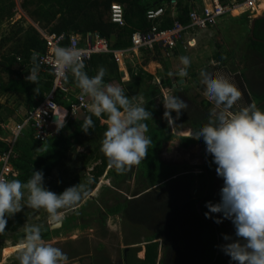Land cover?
<instances>
[{
	"label": "trees",
	"instance_id": "trees-1",
	"mask_svg": "<svg viewBox=\"0 0 264 264\" xmlns=\"http://www.w3.org/2000/svg\"><path fill=\"white\" fill-rule=\"evenodd\" d=\"M17 1L20 9L45 33H75L83 38L86 33L95 32L108 41L110 48L118 49L129 46L132 32H144L149 29L150 23L144 17L146 9L161 7L171 0ZM173 1L174 14L169 16L167 15L169 10L163 9V14L157 22L158 28H167L172 21L186 23L187 12L195 8L188 0ZM111 3H117L122 8V25H116L108 20L107 11ZM13 17L20 22L19 36L5 52H0V95H22L26 112L50 90L51 74L49 70L40 67L36 84L25 79L28 75H23L22 72L33 67L31 59L33 53H42L45 45L40 33L16 10L14 0H0V21ZM237 20L241 24H249L250 17L242 13ZM155 53H158L157 50ZM213 59L218 62L217 65L227 70L229 69L226 61H229L233 67L230 71L239 75L250 102H254L264 111V17L255 19L252 36L247 32L242 47L235 57L221 58L215 53ZM101 67L112 79L119 81L117 66L110 59L109 54L90 55L84 71L92 77ZM125 69L128 75L125 82L127 87L144 86V88L140 87L143 106L152 114L144 121L148 128L146 136L151 139V144L148 146L146 158L140 163L141 173L130 196L115 200L106 208V212L118 214L128 224L147 232L143 240L142 257L134 264H226L220 257V234L227 228L235 232L234 225L229 219H222L221 223H216L215 218H222V213H213L211 219L205 217V212L208 211L206 202H220L223 179L217 175V166L212 156L206 153L203 139L190 137L211 118L209 101L203 94L204 85L193 79L191 88L186 85L178 86L175 84L178 78L173 81L166 70L164 68L162 70L164 78L160 82L161 86L170 89L171 95L179 97L188 104V109L182 110L179 118H176L174 111L171 113L176 123L174 125L176 130L179 129L177 123L190 129L189 136H178L180 145L198 144L203 151V164L200 170L194 173L182 166L163 165L156 159V149L159 144L171 136L168 121L163 115L164 106L157 104L151 97L153 93L159 91V86L151 84L152 75L141 67ZM2 74L6 76L5 79L1 78ZM104 81H107L106 76ZM69 82L78 88L71 73ZM190 89H192L191 96L188 94ZM6 100L7 98L3 102L0 101V108ZM54 100L58 105L68 106V103L61 100L57 93L54 95ZM239 107L241 106L237 108L234 106L232 111H236ZM85 113L91 116L94 123V127L89 129L88 133L81 129L83 124L81 117V119H65V126L57 131L56 135L42 142H36L29 133L18 134L8 159L10 165L8 179L15 178L27 182L33 171L38 170L44 174V184L52 169L78 148L85 161L95 160L90 169L91 182L87 185L90 192L109 163L100 151L103 134L107 128L106 123L100 120H107V117L103 115L96 117L90 112ZM2 122L0 118V152L7 148L3 139L5 131L1 126ZM86 141H92L93 146L88 147ZM65 189L54 186L52 191L59 194ZM204 189L206 192L203 196ZM198 201L200 214L195 207ZM46 233L42 232V236Z\"/></svg>",
	"mask_w": 264,
	"mask_h": 264
},
{
	"label": "clouds",
	"instance_id": "clouds-1",
	"mask_svg": "<svg viewBox=\"0 0 264 264\" xmlns=\"http://www.w3.org/2000/svg\"><path fill=\"white\" fill-rule=\"evenodd\" d=\"M54 58L59 73L67 79L71 73L76 86L90 101L88 112L96 117H107V128L103 134L100 151L108 159L110 167L123 174L133 166H138L147 156L151 139L144 121L151 112L143 102H134L115 83H105L106 70L101 67L95 76L89 77L84 71V52L81 49L57 46ZM33 67L25 79L38 82L40 65L33 53ZM183 67L174 74L181 78L188 75L190 59L181 56ZM200 83L204 85V96L215 105L208 123L190 135L193 139H203L206 153L216 164V173L223 179L220 202H206V218L213 213H222V218L231 220L235 237L223 235L226 241L221 250L238 264H264V111L253 102L232 111L242 99V92L226 75H213L201 69ZM164 118L174 122L171 113L179 118L188 104L175 95L163 97ZM53 114L57 131L65 126L66 110L56 109ZM77 119L83 120L81 129L88 133L94 127L90 115L73 111ZM42 171H33L27 182L0 176V233L7 225V217L20 212L26 205L32 209H43L48 214V224L55 226L62 221L61 210H75V206L89 191L86 184L79 183L57 194L44 187ZM91 181H89L90 183ZM25 204L22 205L21 201ZM24 240L16 250L19 264H68L67 255L58 247L46 243L42 229L37 225L24 227Z\"/></svg>",
	"mask_w": 264,
	"mask_h": 264
},
{
	"label": "rangeland",
	"instance_id": "rangeland-1",
	"mask_svg": "<svg viewBox=\"0 0 264 264\" xmlns=\"http://www.w3.org/2000/svg\"><path fill=\"white\" fill-rule=\"evenodd\" d=\"M222 4H239L235 6L231 14L222 16V18L213 26L207 27L210 29L206 32H202L196 36V45L191 48L178 49L173 52L170 58L164 59L159 54H148L146 57H154V61H157V65L146 66L147 70L152 75L151 84H157L159 91L153 93L151 96L153 101L163 106V97L165 95H171V90L161 86L160 82L164 78L163 68L167 73H176L177 70L183 65L180 62L181 56H187L191 63L187 68L188 75L186 77H179L177 75L169 76L173 81L175 79H183L178 86L186 85L188 88L192 87L195 81H200L199 73L201 69L216 75L223 74L229 77L230 81L234 83L238 89L242 92L241 102L237 103L235 107L246 106L249 104V100L246 97L244 86L240 80L237 72H231L233 67L229 61H226V68L217 65L218 62L213 59L215 53L219 54V57L229 56L231 59L239 53V49L242 47L245 35L248 32V24H241L237 17L240 14L245 13L248 16H253L255 12L259 13L264 6V0H255L252 6L241 12L248 2L252 0H218ZM254 1V0H253ZM200 0H196V7L202 6L199 3ZM244 2V3H243ZM199 3V4H198ZM208 2H206L207 4ZM172 3L162 4L161 7L164 10H168ZM199 9V8H198ZM17 10V9H16ZM236 10V11H235ZM264 10V9H263ZM18 11V10H17ZM20 13V11H18ZM256 15V13H255ZM25 21L29 24L28 20L23 16ZM20 22L15 18L2 19L0 21V52H5L13 43L17 36H19L18 28ZM129 54V56L123 57V64L126 67L135 68L142 62V58L139 59ZM231 70V71H230ZM23 75H29V68L22 72ZM194 75L195 77H193ZM2 79H5L4 74L1 75ZM128 79V78H127ZM177 79V80H178ZM111 81L105 83H115L124 89L125 95L129 99L134 98V102H142L143 96L140 91V87H134L125 85V81ZM163 92H162V91ZM192 89L189 90L190 93ZM4 97L10 102L12 106L17 108L23 100L22 95H5L0 96V101L3 102ZM206 98V97H205ZM88 99V98H87ZM207 99V98H206ZM89 100V99H88ZM207 101H209L207 99ZM91 102V101H90ZM208 109L211 113L216 110L212 101H209ZM20 116L22 112H16ZM82 114V113H81ZM8 114L0 111L1 120L8 118ZM3 121V120H2ZM168 121V120H167ZM4 122V121H3ZM2 122V127H3ZM176 123L168 121V130L171 134L166 140H163L156 149V159L163 165H176L177 167H184L190 171L196 173L200 170L203 164V151L198 144L193 145H180L178 136H189L190 129L177 123L178 130L174 128ZM107 125V124H106ZM13 127V126H12ZM11 127V128H12ZM3 127L5 131L6 139L10 135V129ZM88 147L93 146L92 141H86ZM101 148V147H100ZM95 160L85 161L81 155L80 149L76 148L73 153L68 154L62 161H60L50 172L48 178L44 183V187L52 191L54 186H61L68 188L75 186L79 183L89 184L91 180L90 169ZM141 165L133 166L131 169L125 171L123 174H118L116 170L110 167L109 163L105 167L103 173L98 178L96 184L89 192V195L84 197L76 206L75 210H61L62 218L67 217L66 221L62 222L61 231H72L74 229H81L80 240L85 242V248L81 249V257L77 260H82V264H121L122 254L121 246L126 245H140L143 247V240L147 236V232L140 227L132 226L125 220L120 218L118 214H109L106 212V208L110 207L115 200L121 197H129L132 189L136 185L139 174L141 173ZM195 192V191H194ZM21 204L24 205L25 201L22 200ZM48 214L43 209H32L26 205L22 210L16 213L12 217H7L6 229L3 233H0V248L8 243L24 240V227L26 225H37L41 229L46 227V220ZM228 234L236 239L235 232L230 229H224L220 234V246L226 243L223 239V235ZM219 246V247H220ZM60 249L66 254L71 255V246L67 244L66 247H60ZM143 249V248H142ZM16 247H8L4 249L3 256L0 257V264H19L16 259ZM221 260L226 264H238L236 261H232L221 250ZM13 253V254H11ZM142 251L138 253V256L142 257ZM93 261L94 263H90ZM76 262V261H75ZM79 262V261H77ZM81 264V262H79Z\"/></svg>",
	"mask_w": 264,
	"mask_h": 264
},
{
	"label": "built area",
	"instance_id": "built-area-1",
	"mask_svg": "<svg viewBox=\"0 0 264 264\" xmlns=\"http://www.w3.org/2000/svg\"><path fill=\"white\" fill-rule=\"evenodd\" d=\"M245 0L244 2H246ZM243 2V3H244ZM252 2H248L247 7H251ZM242 4V3H239ZM239 4H222L218 0L204 4L199 9H191L187 12V22L182 24L178 21H172L167 28H158L157 22L163 14V8L155 6L145 10L144 17L149 21L150 27L144 32L134 31L129 38V46L124 48L112 49L108 45V41L99 34L86 33L82 40L73 33H45L39 32L44 40L45 50L36 54L42 69L49 70L51 74V87L45 93L41 100L28 109L22 118L16 122L10 129V135L4 141L7 148L0 152V176L8 178L10 165L8 162L9 155L18 134L29 133L36 142L56 135L57 128L54 121L58 118L53 114L57 108L66 110L65 119H73L72 110H80V112L88 111L90 103L86 100V96L81 90H73L69 83L70 72L67 73V79L59 73L54 58V50L57 46L81 49L84 52V63L92 54L105 53L109 54L110 59L115 64H122L123 57L130 53L153 52L157 50L159 55L168 59L173 52L178 49L191 48L196 45V30H204L207 27L216 24V20L224 15L231 14L232 9ZM253 8V6H252ZM243 12V10L241 11ZM108 20L116 25L123 24L122 8L117 3H111L107 11ZM55 93L60 95V99L68 103V106L58 105L54 100ZM52 116L56 119L53 121ZM69 264H80L79 262H70Z\"/></svg>",
	"mask_w": 264,
	"mask_h": 264
},
{
	"label": "crops",
	"instance_id": "crops-1",
	"mask_svg": "<svg viewBox=\"0 0 264 264\" xmlns=\"http://www.w3.org/2000/svg\"><path fill=\"white\" fill-rule=\"evenodd\" d=\"M14 2H15V6H16V9L18 10V11H20V15L23 17L24 15L25 16H27L21 9H20V7H19V5H18V1L17 0H14ZM188 2H189V4H192V6L193 7H196V0H188ZM206 2H211V0H200V4H202V6L204 5V4H206ZM254 2H255V0H254ZM170 3H172L171 4V6H170V8L168 9L169 10V12L167 13V15H169V16H172L173 14H174V12H175V9H174V6H173V3H174V1L173 0H171L170 1ZM198 3V4H199ZM155 3L153 2V4L152 5H154ZM243 6V4H240L239 5V7L241 8ZM201 7V6H200ZM200 7H198V8H200ZM197 8V9H198ZM246 8V7H245ZM243 9V11H245L246 9ZM236 11V10H235ZM263 11V10H262ZM261 11V12H262ZM256 13V15L258 14L257 12H255ZM255 13L254 14H252L253 16L255 15ZM260 14V13H259ZM24 16V17H25ZM252 16V17H253ZM28 17V16H27ZM222 18V17H221ZM220 18V19H221ZM250 18H251V15H250ZM28 19L29 20H31L29 17H28ZM219 19V20H220ZM218 20V21H219ZM29 22V21H28ZM31 22H32V20H31ZM41 32H44V31H42L34 22H32ZM217 23V22H216ZM29 24H30V22H29ZM31 25V24H30ZM32 26V25H31ZM33 27V26H32ZM34 28V27H33ZM206 29H204V30H196L195 32H196V36H198L199 34H201L202 32H206V31H208V30H210V29H207L206 31H205ZM73 34H75V33H73ZM77 35V34H76ZM79 36V35H78ZM196 36H195V38H196ZM82 39H81V37H79V41H81ZM155 53V51H153V52H141V51H138V52H135V53H130V54H133L132 56H134L136 59L138 58H140V57H143L142 58V62L138 65L139 67H141L145 72H147L148 74H150L151 72L150 71H148L147 70V67L146 66H149L150 64L151 65H157V66H159V64L157 63V61H154L155 59H154V57H146V56H148V54H154ZM146 54V56H143V55H145ZM157 54H159V53H157ZM129 56V55H128ZM116 66H117V70H118V72H119V79H122V80H120V81H125V82H127V78H128V75H127V72H126V66L122 63V64H116ZM178 71V70H177ZM120 72L122 73V75H120ZM105 76L107 77V81H104V82H108L109 80H111V81H116V80H114V79H112V77L110 76V74L108 73V72H106L105 73ZM117 82V81H116ZM124 82V83H125ZM70 83V82H69ZM70 86H71V88L73 89V90H75V89H78V88H76L72 83H70ZM162 91V90H161ZM163 92V91H162ZM1 97L2 96H5L4 94H1L0 95ZM16 96V95H15ZM6 97H4V99H5ZM86 100L89 102V103H91L90 102V100H88L87 99V97H86ZM10 106H12L11 104H10V102L8 101V100H6V103H4L2 106H1V108H0V111L2 112H4V113H7L8 114V118H6V120H4V119H2L4 122H3V127H6V128H11L16 122H18L21 118H22V116L24 115V113H25V108H24V106H23V100H22V102L20 103V105L17 107V108H15V107H10ZM16 112H22L23 114H21V116L18 114V113H16ZM85 112H88V111H85ZM85 112H81L82 114L81 115H83ZM74 118H76V117H74ZM100 122H105L106 124H107V120H100ZM24 134H27V133H24ZM4 139V138H3ZM66 219H68L67 217H65V218H62V221H61V223H59V224H57V225H55V226H50L49 224H48V219L46 220V227L44 228V229H42V232L43 233H45V232H47L46 234H45V236H42V238H43V240L46 242V243H50V244H52L53 246H55V247H58V248H60V247H66L67 246V244H69L70 246H71V248H72V250H71V252H70V254L71 255H67V257H68V264L70 263V262H73V261H79V262H81V264L82 263H84V262H82V260L80 261V260H77L78 258H80L81 257V249H84L85 248V242L83 241V240H80V238H79V236H80V234H82V232L83 231H81V229H79V230H77V229H74V230H72V231H61V226H62V222L63 221H66ZM23 242V240H20V241H15V242H13V243H8V244H5V245H3L1 248H0V257L3 259V258H5V257H8L9 255H7V256H3V252H4V249H6V248H8V247H16V250L18 249V247L20 246V244ZM126 246H132V245H126ZM123 247H125V246H121V254H122V250H123ZM16 250L13 252V253H15L16 252ZM13 253H11V254H13ZM142 255V254H141ZM90 263H94L93 261H91Z\"/></svg>",
	"mask_w": 264,
	"mask_h": 264
},
{
	"label": "water",
	"instance_id": "water-1",
	"mask_svg": "<svg viewBox=\"0 0 264 264\" xmlns=\"http://www.w3.org/2000/svg\"><path fill=\"white\" fill-rule=\"evenodd\" d=\"M262 17H264V10L260 14L254 15L253 17L250 18L249 24H248V34L250 36H252V30H253V27H254V21H255V19L262 18ZM25 18L30 22V24L38 32H40V30L31 22V20L28 19L27 16H25ZM111 39H112V37L110 38V40ZM120 75H122L121 72H120ZM182 82H183V79H178L176 81V84H180ZM246 97L249 100V104H250L251 102H250V99H249L247 93H246ZM51 119L54 121L56 119V117L55 116H52ZM205 192H206V189H204V191H203V196H204ZM195 207H196L197 213L200 214L199 201L195 204ZM142 248L143 247H141L140 245H132V246H125V247H123V250H122V260H123V264H134V263L138 262L139 259H140V257L138 256V253H140L142 251V254H143V249Z\"/></svg>",
	"mask_w": 264,
	"mask_h": 264
},
{
	"label": "bare ground",
	"instance_id": "bare-ground-1",
	"mask_svg": "<svg viewBox=\"0 0 264 264\" xmlns=\"http://www.w3.org/2000/svg\"><path fill=\"white\" fill-rule=\"evenodd\" d=\"M220 18H218L217 20H216V22H218V20H219ZM59 109V108H58Z\"/></svg>",
	"mask_w": 264,
	"mask_h": 264
},
{
	"label": "flooded vegetation",
	"instance_id": "flooded-vegetation-1",
	"mask_svg": "<svg viewBox=\"0 0 264 264\" xmlns=\"http://www.w3.org/2000/svg\"><path fill=\"white\" fill-rule=\"evenodd\" d=\"M121 264H123V260H122V263Z\"/></svg>",
	"mask_w": 264,
	"mask_h": 264
}]
</instances>
